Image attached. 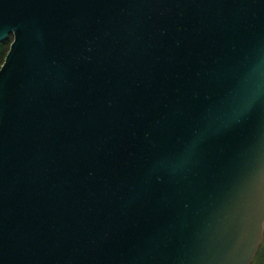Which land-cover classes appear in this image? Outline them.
<instances>
[{
    "label": "water",
    "instance_id": "95a60500",
    "mask_svg": "<svg viewBox=\"0 0 264 264\" xmlns=\"http://www.w3.org/2000/svg\"><path fill=\"white\" fill-rule=\"evenodd\" d=\"M0 264H251L264 231V0H0Z\"/></svg>",
    "mask_w": 264,
    "mask_h": 264
},
{
    "label": "trees",
    "instance_id": "16d2710c",
    "mask_svg": "<svg viewBox=\"0 0 264 264\" xmlns=\"http://www.w3.org/2000/svg\"><path fill=\"white\" fill-rule=\"evenodd\" d=\"M11 40L12 36L10 35L6 39L0 41V65L8 51ZM251 264H264V239L262 240Z\"/></svg>",
    "mask_w": 264,
    "mask_h": 264
},
{
    "label": "rangeland",
    "instance_id": "374dc122",
    "mask_svg": "<svg viewBox=\"0 0 264 264\" xmlns=\"http://www.w3.org/2000/svg\"><path fill=\"white\" fill-rule=\"evenodd\" d=\"M264 239V231H263V238H262V240Z\"/></svg>",
    "mask_w": 264,
    "mask_h": 264
}]
</instances>
